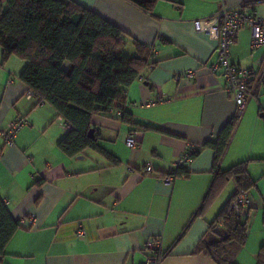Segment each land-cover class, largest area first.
Returning a JSON list of instances; mask_svg holds the SVG:
<instances>
[{"label":"crops","instance_id":"crops-1","mask_svg":"<svg viewBox=\"0 0 264 264\" xmlns=\"http://www.w3.org/2000/svg\"><path fill=\"white\" fill-rule=\"evenodd\" d=\"M74 1L121 28L129 37L124 51L134 52L132 38L149 48L154 64L124 92L131 123L114 112L92 117L104 153L87 148L68 156L57 146L68 126L49 104L24 97L27 85L19 75L25 63L14 55L3 59L0 46V128L17 116L28 121L12 145L0 135V197L20 224L0 264H143L153 238L159 239L160 264H217L204 246L218 241L211 225L237 188L233 179L215 177L241 162L254 183L247 191L246 240L234 261L257 264L264 246V85L250 84L218 168L214 151L203 147L235 112L221 72L206 67L219 42L193 25L213 16L222 0H156L150 10L128 0ZM224 5L264 17V0ZM250 40L245 25L229 59L255 74L264 46L251 48ZM188 69L194 71L191 80L182 76ZM129 135L137 139L135 148L126 145ZM189 150L197 153L164 184L161 177ZM147 163L150 174L143 173ZM214 180L216 191L203 205ZM30 214L32 223H20Z\"/></svg>","mask_w":264,"mask_h":264},{"label":"trees","instance_id":"trees-1","mask_svg":"<svg viewBox=\"0 0 264 264\" xmlns=\"http://www.w3.org/2000/svg\"><path fill=\"white\" fill-rule=\"evenodd\" d=\"M128 1L150 10L156 0ZM128 38L117 25L74 0H0L2 57L14 55L24 61L19 78L27 90L49 104L66 123L68 130L57 146L68 156L87 148L104 153L97 145V132L93 137L88 135L94 115L118 110L122 120L131 123L123 104L124 92L154 62L149 48L133 38L134 52L124 51ZM238 120L233 116L214 140L203 145L214 151V168H218ZM246 167L247 163L241 162L216 173L215 180L233 179L237 188L211 225L221 223L218 241L204 246L217 264H236L234 255L246 240L247 213L240 217L230 205L238 193L248 191L254 183ZM215 180L203 205L216 191ZM19 226L0 197V254ZM257 264H264V246Z\"/></svg>","mask_w":264,"mask_h":264},{"label":"built area","instance_id":"built-area-1","mask_svg":"<svg viewBox=\"0 0 264 264\" xmlns=\"http://www.w3.org/2000/svg\"><path fill=\"white\" fill-rule=\"evenodd\" d=\"M194 30L196 33L207 36L208 38L218 40L219 45L217 47L216 59L207 64L206 67L212 73L218 71L221 72L224 78V90L231 96L235 104L234 117L240 118L244 112L248 99L251 96L249 89L250 84L254 86L264 85V60L260 65L258 72L251 74L249 70L240 68L233 64L229 59V52L232 43L236 37L237 31L243 26H248L251 30V48H259L264 46V17H260L253 12H246L243 9H232L222 5L218 11L210 18L195 19L193 21ZM185 78L191 80L194 78V71L188 69L182 74ZM26 99H33L34 92L27 90L24 94ZM37 103H43L41 100L36 99ZM150 103V102H148ZM110 112H113L111 109ZM117 115L121 112L117 110ZM61 120V118H60ZM28 123L26 117L17 116L12 119L6 129L0 128V135L4 139V142L8 145H12L17 133ZM126 145L129 148H135L137 146V139L134 135H129L126 138ZM194 150H189L183 154L167 171V173L161 177V181L170 185L176 176L178 170H182L191 160ZM153 171V167L150 163H147L143 167V173L150 174ZM231 208L240 217H244L247 213L248 207L251 205V199L248 192H240L231 201ZM25 220L29 222L34 221V215L30 214L26 218H23L20 223ZM78 234L83 233V228L79 225ZM159 239L153 238L147 242V247L150 250V254L145 258L143 264H160L161 256L158 253Z\"/></svg>","mask_w":264,"mask_h":264},{"label":"water","instance_id":"water-1","mask_svg":"<svg viewBox=\"0 0 264 264\" xmlns=\"http://www.w3.org/2000/svg\"><path fill=\"white\" fill-rule=\"evenodd\" d=\"M88 135H89L90 137H93V135H94V129H93V128H90V129H89V131H88ZM215 232H217L218 234H220V233H221V228H220L219 226L216 227Z\"/></svg>","mask_w":264,"mask_h":264}]
</instances>
